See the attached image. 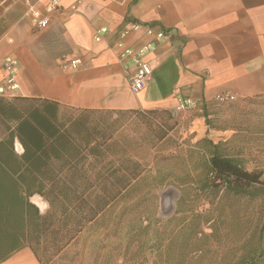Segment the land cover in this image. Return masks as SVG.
I'll return each mask as SVG.
<instances>
[{
    "label": "crops",
    "instance_id": "obj_1",
    "mask_svg": "<svg viewBox=\"0 0 264 264\" xmlns=\"http://www.w3.org/2000/svg\"><path fill=\"white\" fill-rule=\"evenodd\" d=\"M59 1L61 9L51 14L49 24L34 28L27 3L42 9L46 0H0V64L6 54L17 57L16 95L54 100L61 111L68 107L106 111L109 120L134 108L168 111L175 117L186 111L178 108V99L191 97L198 105L187 108L193 112L189 131L198 143L208 139L218 144L225 138L216 140L208 131L223 129L210 127L204 116L206 112L209 117L217 94L228 92L233 99L264 95V0ZM73 3L76 9L70 11ZM132 20L168 33L146 55L151 77L136 93L129 87L133 65L115 48L118 30ZM101 26L108 30L95 39L93 33ZM149 39L142 29L123 38L132 46ZM73 58L79 59L75 67L61 66ZM15 149H22L17 139ZM255 167L264 176V165ZM35 195L45 203L43 208L32 199ZM29 200L40 213L49 207L38 193ZM94 221H88L49 262L43 263L32 245H23L1 258L0 264H67L83 243L95 239L86 238Z\"/></svg>",
    "mask_w": 264,
    "mask_h": 264
},
{
    "label": "rangeland",
    "instance_id": "obj_2",
    "mask_svg": "<svg viewBox=\"0 0 264 264\" xmlns=\"http://www.w3.org/2000/svg\"><path fill=\"white\" fill-rule=\"evenodd\" d=\"M188 110L175 117L166 111L115 115L113 139L127 143L124 157L139 159L144 171L94 217L86 238L95 239L67 264H264V185L234 193L214 180L211 143H198L189 131ZM208 112V125L223 129L207 130L225 138L218 150L261 169L255 166L264 165V95L216 100ZM166 125L172 127L158 139ZM32 199L45 206L39 196ZM31 245L43 263L62 248L50 234Z\"/></svg>",
    "mask_w": 264,
    "mask_h": 264
},
{
    "label": "trees",
    "instance_id": "obj_3",
    "mask_svg": "<svg viewBox=\"0 0 264 264\" xmlns=\"http://www.w3.org/2000/svg\"><path fill=\"white\" fill-rule=\"evenodd\" d=\"M106 114L76 107L61 111L47 98L0 96V259L44 234L62 247L141 177L142 163L124 157L127 143L113 139L117 119ZM171 127L166 125L158 139ZM211 145L208 168L214 180L234 193L264 185L261 169H247L238 158L222 154L218 143ZM33 193L47 200L45 213L29 200Z\"/></svg>",
    "mask_w": 264,
    "mask_h": 264
},
{
    "label": "built area",
    "instance_id": "obj_4",
    "mask_svg": "<svg viewBox=\"0 0 264 264\" xmlns=\"http://www.w3.org/2000/svg\"><path fill=\"white\" fill-rule=\"evenodd\" d=\"M56 9H61L59 0H46L42 9L28 2L26 14L30 18L32 27L43 28L49 24L51 14ZM75 9L76 5L74 3L69 6L70 11H74ZM141 29L150 39L137 46L125 45L123 40L124 36L131 30ZM107 30L108 28L106 26L97 28L93 33L94 38L99 39ZM118 35L115 48L120 58H129L133 65L132 72L129 75V87L132 92L136 93L146 86L151 77L152 65L151 61L146 59V55L153 49L157 41L167 38L168 33L160 28H154V26L150 24H142L141 22L132 20L118 30ZM78 62V58H73L62 63L61 66L63 68L75 67ZM18 65L19 61L17 57L10 53L2 58L0 67L3 71V76L0 79V96L10 98L17 94L19 89V82L17 79ZM233 98L234 95L228 92H223L216 96L218 102H225ZM197 105L198 101L191 97H180L178 99L179 109L193 108ZM210 174H213V172L210 171Z\"/></svg>",
    "mask_w": 264,
    "mask_h": 264
}]
</instances>
